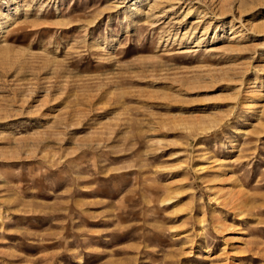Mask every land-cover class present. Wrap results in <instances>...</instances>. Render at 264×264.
Listing matches in <instances>:
<instances>
[{"label":"rangeland","instance_id":"rangeland-1","mask_svg":"<svg viewBox=\"0 0 264 264\" xmlns=\"http://www.w3.org/2000/svg\"><path fill=\"white\" fill-rule=\"evenodd\" d=\"M0 264H264V0H0Z\"/></svg>","mask_w":264,"mask_h":264},{"label":"bare ground","instance_id":"bare-ground-1","mask_svg":"<svg viewBox=\"0 0 264 264\" xmlns=\"http://www.w3.org/2000/svg\"><path fill=\"white\" fill-rule=\"evenodd\" d=\"M229 189V188H228ZM238 193V192H237ZM228 197H226L225 199L222 198V202L224 205L230 207L234 213H238L241 211L240 207H238V205H241V201L237 198V196L235 195V193H233L232 191L228 190L227 193ZM239 195V194H238ZM234 199V201H237L238 203L235 204V202L232 200Z\"/></svg>","mask_w":264,"mask_h":264}]
</instances>
